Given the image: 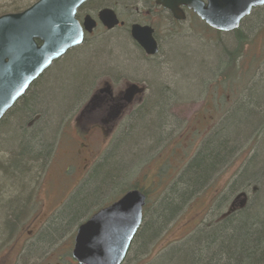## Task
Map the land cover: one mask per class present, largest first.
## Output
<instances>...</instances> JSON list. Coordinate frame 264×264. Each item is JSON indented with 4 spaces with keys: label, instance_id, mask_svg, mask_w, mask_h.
I'll return each mask as SVG.
<instances>
[{
    "label": "rangeland",
    "instance_id": "obj_1",
    "mask_svg": "<svg viewBox=\"0 0 264 264\" xmlns=\"http://www.w3.org/2000/svg\"><path fill=\"white\" fill-rule=\"evenodd\" d=\"M37 1L38 0H0V16L16 13L14 11L22 12L25 8L32 6ZM108 5L117 6L122 18H127L124 11L126 7L133 10L135 8L142 10L144 7L143 0H111L109 2L93 0L90 2L89 8L99 9ZM261 10L262 9L257 10L255 14L248 19V22H244L245 24L241 27L244 29L243 31H245V36L247 38V43L245 45L247 52L245 55L246 61L240 59L238 66L242 68L244 66L248 67L247 61L252 56L257 57V61L249 64L247 71L242 77L237 80L228 81L226 84H223V87H218L219 89L225 88L227 90L235 88L234 94H236V97H234V94L230 96L231 99L228 98L230 101L226 105L220 108L218 107L217 110H215V108L220 100V97L217 95L219 92H215L212 87L210 90L209 86L205 87V84L209 79H216L218 73L225 67V63L223 64L220 61L222 50L219 48L220 46H217L228 40V35L232 33L222 34L221 37H219L221 39L218 41L217 35L214 32L201 29L199 23H195L194 20H191L169 31L160 30L159 40L161 41V51L155 57L151 58L149 61L142 60V62L137 61L135 57V62L133 60L128 62L116 49L120 45L119 41L115 42V39L119 40V35L113 36L115 39H111L112 37H99L98 32L96 34V37H98L97 41L103 45V49L99 51L98 61L96 63L101 65L105 64L104 66L108 65L106 68L104 67L106 70L116 65L126 69L131 67L133 69H138L143 65L144 68L140 67L138 70L139 74H133V76L139 77L137 79L144 81L143 85L146 86L147 91L143 97V102L137 106L138 112L136 114H124L122 118L117 121L114 129L109 131L105 129L106 134L102 131L93 135H87V137L84 135L85 128L81 129L77 125L76 114L74 115L73 112L71 113L72 110L67 112L59 122H55L53 125L55 132L49 145L50 152L48 156L32 165H36L34 167L36 170H34L32 175L34 176V181H31L28 185L29 194L33 190H41L37 188L38 185H41L43 188L41 191L43 196L45 194L44 191L49 193L61 192L65 194L71 190L78 189V192L75 194L76 196L74 195L72 200L68 203L69 205L67 204V208L69 209L72 207L75 209L78 206L77 210H81L80 213L82 214L80 216L83 215L82 219L79 220L80 216H78V214L73 215L72 218L73 224H77L78 222L77 225H79L85 218L93 214L99 208L112 204L121 198L127 191L138 186L147 192L148 197L142 227L145 226L150 219L153 221L152 214L155 210L161 211L164 207V205H162V198L169 195L171 191H169L170 187L177 183L181 175H183L182 179L186 181L193 177L191 172H187V168L201 153V145L203 146L207 141L206 138L209 134V139H211L213 134L219 132L224 125L227 128L236 118L239 122L247 120L246 124H239L235 130L239 134L246 133V135H248V132H252L251 128L255 125V122L257 123L260 121V117L256 115L255 107L257 102L264 100V96L260 92L257 93L258 87H255V85L259 82L257 78L258 62L262 58L261 53L264 49V18H258V15H264V9ZM153 19L154 18H152V20ZM178 29L184 30L182 32H177ZM93 39L91 41H95ZM120 40L124 39L122 38ZM129 41L133 48L130 39ZM89 43L90 40L85 44ZM213 46L217 48L215 51L216 57L215 54H213V66L205 69L201 66V63L205 60L201 56V50H211ZM186 47L189 48L187 49ZM80 48L71 51L51 69L56 70L57 65L63 63L58 68L59 70L57 69L58 71H55L56 83L61 89L59 94L60 97H74L75 87L82 79L81 76L87 63L86 59L79 62L74 60L73 56L69 57L70 55L79 53L80 51L78 50ZM183 48L186 49V52ZM82 52L79 54H82ZM184 52L185 55H187V59L183 58ZM224 58L226 59V57ZM138 63L141 65L139 66ZM183 69L185 71H183ZM189 71L195 76L193 80H191V83L182 78L183 75L192 77V75L188 73ZM99 73V70L96 71L90 81V85L93 83V89L98 86L96 75H99ZM51 74L45 75L46 78L40 86L43 87L51 81L50 79L53 76ZM155 82L158 83L159 88L167 90L170 94L173 93L172 95L174 97H172L173 100H171L173 105L171 104L169 107V116L166 115L167 121L164 120L166 125H164V134L161 140L158 142L146 141L144 143H148L146 148H141L140 152H135V149L132 151V147L137 139L135 137V132H137L138 137L140 135L139 132L146 126V122L150 124L155 122V118L151 117L155 114L148 117L145 116L147 121L144 119H136L137 114H139L141 110L143 111L145 108L147 111V109L150 108L151 99H153V91L155 90ZM37 89H35V92H37ZM237 99H239V102L235 105V100ZM251 102L255 105H250ZM7 116H5L6 120L4 118L0 126L4 123L11 124L15 122L13 113L10 115L7 114ZM40 117V115L35 116L33 120L27 124L26 130L38 126L37 124L41 121ZM80 124L84 126V124ZM148 127H150V125ZM152 128L153 127H150L149 129L152 130ZM8 129L9 132H14V126ZM16 136V134H10L12 139L2 143L4 146L3 148L10 147L11 141L15 139ZM142 136L143 135L140 137ZM263 139L264 132L257 130L247 141L243 142V140H240L239 144L236 142L235 152L232 157L233 162L229 167L221 170L209 189L206 191H201L200 189L193 193L174 216L173 214L176 212V208L170 207L169 217L171 219L160 228L161 230L153 237L145 253L141 254V258L139 259L140 264H201V256H198V254L193 251L191 245L197 242H208L210 238L219 234V229L216 227L212 229H208L207 227L216 224L222 215L228 212V209L238 194L242 192L247 195L248 202L246 206L248 208L251 207V209H255L262 200L260 209L255 210L253 215L258 212L262 214L264 210L263 181L261 180L262 189L260 183H257V185L251 184L249 187L248 185L238 187L236 191H232V183L237 180L236 175L243 167V164L256 154V148H253V146ZM142 141L144 140H141V142ZM82 146H86L88 151H90L89 157L92 152L97 155L93 164L97 163L93 170L104 160L106 155L111 154V151L113 155H115V157H113L114 160L119 161L117 163L112 160H107L104 169L98 170L99 175L90 178L89 180H92L91 183H89V181L88 185L83 188L82 185L86 180H84L85 178L83 180L82 177L80 178L82 175L81 168L87 164L84 160L89 157L87 156V152H84L81 159L78 157ZM120 146H122L123 149L121 152H118L121 148ZM26 147L28 148V146ZM117 153L120 154L117 156ZM10 157L11 154L0 149V163L7 165ZM254 160H261V163L264 164V140L258 145L257 155ZM115 164L121 165V168H116ZM3 168L4 166H0V187L4 190L6 189L5 191L8 192L9 196L14 192L12 189L15 184L12 179L9 180L6 178L3 173ZM256 169H259V167ZM251 170H247L246 173L241 176L238 180L239 186L255 178V173ZM105 175H107L106 178H104ZM114 175L118 176L119 179L115 180L112 177ZM124 175L126 178H124ZM127 175L129 176L128 179ZM39 177L42 180L41 183L40 180L37 181ZM79 180H81V182L77 183L78 185L75 186L76 181ZM103 180L105 181L106 191L103 196L97 197L103 190L101 185ZM125 180H127L126 183H124ZM125 186L130 189L126 188L120 195H116L117 192L123 190ZM196 187H198V185H196ZM259 191L262 193L260 194ZM1 193L2 192H0V197H3L5 194ZM87 199H90L89 202L84 204L83 201L85 202ZM9 200L10 198H8L6 202ZM46 202L48 201L46 200ZM86 205L89 206L86 208ZM32 207V200H27V204L24 205L23 209L13 221L12 231H8L9 229L5 228V216L7 214H3L2 211H0V245L6 240L16 239L22 227L27 228V231L32 230L29 225L35 213ZM247 218L248 217H245L242 222H245ZM77 225L72 226V228H70L72 229L71 231H73ZM64 233H68V231H64ZM239 236H242L240 232L235 233L233 240L235 241ZM187 242L188 244H186ZM181 248H183V251L177 255L176 250ZM1 249L0 247V251ZM129 263L133 264V261Z\"/></svg>",
    "mask_w": 264,
    "mask_h": 264
},
{
    "label": "trees",
    "instance_id": "obj_2",
    "mask_svg": "<svg viewBox=\"0 0 264 264\" xmlns=\"http://www.w3.org/2000/svg\"><path fill=\"white\" fill-rule=\"evenodd\" d=\"M99 1L109 2L111 0ZM14 12L17 13L18 11ZM253 15H251L249 18H251ZM249 18L244 20V22H248ZM258 18H264V15H258ZM194 22L199 23L201 29L205 31L214 32L217 35L218 41L221 39L219 37H221L223 33L212 30L211 28L206 26L202 21ZM244 22L242 23V25L245 24ZM241 27L238 30L232 32V34L228 33V40L217 46H220L219 48L222 50V57L220 58V61L223 64L225 63V67L218 73L216 79H209V81L205 84V87L209 86L210 90L212 87L214 88L215 92H219V94L217 95L218 97H220V100L216 104L217 106L215 110H217L218 107L220 108L226 105L230 101V96H233L235 89L230 88V90H227L225 88L219 89L218 87H223V84H226L230 80L239 79L247 71L249 64H252L257 61V57L252 56L247 61L248 67L244 66V69V67L242 68L241 66H238L240 59L246 61L245 55L247 52V48L245 47L247 43V38L245 36V31H243L244 29H242ZM107 37L111 38V36H106V38ZM122 38L124 40H120ZM111 39L115 38L112 37ZM117 41H119L120 45L116 49L119 51L120 55H122L125 60H127L128 62H131L133 60L135 62L136 57L137 61L142 62L143 59L137 54V51L132 48L127 36H119V40L115 39V42ZM186 48L188 49L189 47ZM102 49L103 45L99 43V41L95 40L90 42L89 44H84L78 50L80 52L83 51L82 54H79V52L77 53L79 55L75 54L69 56H73V59L79 62H82L84 59H86L87 61L86 67L83 70V74L81 76L82 79L80 80L79 84H77V86L75 87L74 97L69 98L68 96H59L61 89L56 83L55 71H58L60 65L63 64L60 63L59 65H57L56 70H50L49 74H47L50 75L52 73L51 75H53L50 79V82H48L42 87L40 85H42L47 75L43 77V79L41 78V81L39 80L33 86H31L26 95L21 100H19V102H17V104L8 112L9 115L13 113V116L15 117V122L11 124L4 123L2 126H0V149L3 151H7L8 154H11L8 164L4 165L0 163V166H4L3 173L5 174L6 178L9 180L12 179L14 181L13 183L15 184L14 188L12 189L14 192L12 193V195L9 196L8 192L5 191L6 189L4 190L0 187V192L5 194L3 197H0V211H2L3 214H7L5 216V228H8L9 230L12 229L13 221L16 219V216H18L19 212L23 209L24 205L27 204L26 200L27 196L29 195L28 185L31 181H34V176L32 175L34 170H36L34 168L36 165H32L37 163L39 160L45 159L46 156H48L50 152L49 145L55 132V128H53L54 123L59 122V120H61L62 117H64L66 113L73 108V105L86 93L90 86V81L92 80L96 71H100L102 69L106 70L105 68L108 65L104 66L105 64L101 65L96 63L98 61V53ZM183 49L186 52V49ZM216 49L217 48L213 46L211 50H201V56L206 60H203V63H201V66H203V68L208 69L210 66H213V54L216 53ZM185 52L183 54V58L187 59V55H185ZM261 55L262 58L258 62L257 71V78L259 79V82L257 85H255V87H258L257 93L260 92L264 96V49ZM224 57H226V59L228 58L227 61ZM138 65L140 66L141 64L138 63ZM118 66L119 65H116L109 69H121L131 71L133 74H139L138 70L140 69V67L144 68L143 65H141L138 69H133L132 67L126 69L122 66ZM183 71L185 70L183 69ZM188 73H190L192 77H186L185 75H183L182 78L188 80V82L191 83V80H193L195 76H193L190 71ZM35 89H37V92H35ZM172 94L173 93H168L167 90L159 88L158 83L155 82V90L153 91V99H151L152 102L150 108H148L147 111L144 108L143 111L141 110L136 116V119H144L145 121H147V119H145V116L148 117L152 114H155L151 116L152 118H155V122L151 124L146 122V126L144 127V129L139 132V138L137 137V132H135V137L137 139L134 143V146L132 147V151L135 149V152H140L141 148H146L148 144H144L146 141L158 142L161 140L164 134V125H166L164 123V120L167 121L166 115L169 114L168 110L171 104L173 105L171 100H173L172 97L174 96ZM234 97H236V94H234ZM238 102L239 99L235 100V105ZM252 104L253 103L251 102L250 105ZM255 110L257 113L256 115L260 117V121L257 123L255 122V125H253L251 128L252 132H248V135H246V133H237V131L235 130L236 127L239 124H246L247 120L244 122H239L236 118L234 119V122H231V124L227 128L224 125V127H222L219 132L213 134V138L211 137V139H209L210 134L208 135V137L206 138L207 141L204 143L205 146L201 145V153L187 168V172H191L193 174V177L187 179L186 181L182 179L183 175H181L177 183L173 184L170 187L169 191H171L169 192V195H166L162 198V205H164V207L161 209V211L155 210L152 214L154 220L152 221L150 219V221L141 228V231L138 236V241L140 242L142 251H146L153 237L157 235L158 232L161 230L160 228H162L171 219L169 217L170 207L176 208V212L173 214L174 216L176 213H178L181 206L193 193L197 192L200 189L201 191H206L207 189H209L215 181V178L221 172V170L231 165V163L233 162V153L235 152V144H237L236 142H238L239 144L240 140H243V142L247 141L253 136V134H255L257 130H261L264 132V100L256 103ZM37 115L41 116V121L37 124L39 127L36 126L26 130L27 124L30 123L33 118ZM2 121L3 119L0 121V124ZM149 125L150 127H153L152 130L149 129ZM11 126H14L15 133L12 131L9 132L8 128H10ZM10 134H16L17 136L11 141L10 147L3 148L4 146L2 145V143L12 139V137H10ZM141 135L143 136L140 137ZM141 140L144 141L141 142ZM262 141H258V144L253 146V148H256V154H254L251 159L247 160V162L243 164V167L236 175L237 180L232 183V191H236L238 187H244L246 185H248L249 187L251 186V184L257 185V183H260V187L262 189L261 180L263 181L264 186V164L261 163V160H254L257 155V147ZM26 146H28V148ZM120 147L121 148L118 152H121L123 149L122 146ZM110 153L111 154L106 155L104 160L101 161L91 172L87 180L82 185V188L88 185L90 178L99 175L98 170L104 169L107 160H112L117 163L119 162L114 160L113 157H115V155H113L112 151ZM119 154L120 153H117V156ZM115 166L118 169L121 168V165L115 164ZM257 167H259V169H256ZM247 170L254 171L255 178L253 180L247 181V183H245L244 185L239 186L238 180L241 178L242 175L246 173ZM106 176L107 175H105L104 178H106ZM112 177L115 180L119 179V177L116 175ZM128 177L129 176L127 175V179ZM124 178H126L125 175ZM91 181L89 183H91ZM126 182L127 180L124 181V183ZM101 185L103 187V190L101 192L99 191L100 193L97 197L101 195L103 196L106 191L104 180L102 181ZM196 185H198V187H196ZM126 188L128 187L125 186V188L117 192L116 195H120V193H122ZM132 189H139L147 195V192L141 189V187L135 186ZM8 198H10V200L6 202ZM89 200L90 199H87L85 200V202L83 201V203L87 204ZM261 201L258 203L255 209H251V207L248 208L247 206H245L244 209H239L225 218L221 217L216 224L207 227L208 229L216 227L217 229H219V234L215 237L210 238L208 242H197L196 244L191 245L193 251L196 252L198 256H201V264H264V210L262 211V214H259L258 212L253 215V212H255V210L260 209V205H262ZM89 205H86V208ZM67 207L63 210V212L58 218L60 219L59 225L57 228H55V231L53 232L54 235L55 232L57 234H62L65 229H68L73 225V215L78 214V216H80L82 214L80 213L81 210H77L78 206L75 209H73L72 207L68 209ZM245 217H248L247 220L245 222H242ZM82 218L83 215L80 216L79 220ZM237 232H240L242 236H239L238 239L234 241L233 237H235V233ZM186 244H188V242ZM182 249L183 248L176 250V254L179 255L181 251H183Z\"/></svg>",
    "mask_w": 264,
    "mask_h": 264
},
{
    "label": "water",
    "instance_id": "obj_3",
    "mask_svg": "<svg viewBox=\"0 0 264 264\" xmlns=\"http://www.w3.org/2000/svg\"><path fill=\"white\" fill-rule=\"evenodd\" d=\"M87 1L38 0L21 13L0 17V121L41 75L81 46L85 33L96 29L97 22L91 16L84 19L83 27L76 17ZM156 4L170 10L176 20L184 19L182 8H188L211 29L231 33L253 9L263 7L264 0H157ZM98 19L108 30L119 25L111 9L100 11ZM132 38L149 56L157 55L152 29L133 26ZM142 93L137 85H128L129 97ZM245 197L243 194L239 199ZM145 205V194L133 189L81 226L74 249L79 264H122L142 226Z\"/></svg>",
    "mask_w": 264,
    "mask_h": 264
},
{
    "label": "flooded vegetation",
    "instance_id": "obj_4",
    "mask_svg": "<svg viewBox=\"0 0 264 264\" xmlns=\"http://www.w3.org/2000/svg\"><path fill=\"white\" fill-rule=\"evenodd\" d=\"M92 1L93 0H89L84 3L78 9L76 17L83 27L84 19L87 16H91L97 22V27L93 33H85L83 44L72 49L71 51L82 47L88 40L92 42L91 40L94 37L95 38L93 40H97L98 37H96V34L99 32V37H113L117 35L120 37L127 36V38L131 40L133 48L137 51V54L143 60L149 61L156 55L149 56L145 50L133 40V26L148 27L152 29L153 37L157 42L158 53H160L161 41L159 40V33L161 29L169 31L174 27L184 25L191 20L201 22L197 15H195L188 8H182V15L184 19L176 20L174 14L170 10L156 4L157 0H143L144 7L142 10H139V8H135L133 10L126 7L124 11L127 15V18H122V15L119 13L117 6L115 5H108L99 9H90L89 4ZM104 9L113 10L119 20V25H117L112 30H108L99 22V13ZM259 9H264V6L255 9L251 15H253L255 11ZM152 18L154 19L152 20ZM183 30L184 29H178L177 32H182ZM71 51H69L65 57ZM57 62H55L37 81L48 74ZM137 78V76H133L131 71L127 70L114 68L100 70L99 75H96L98 86L93 89L92 83L88 88L89 90L86 91V93L73 105V108L71 109V113L73 112L74 115L76 114L77 116V125L81 129L85 128V137H87V135H93L102 131L106 134L105 129L108 131L114 129L117 121L120 120L124 114H136L138 112L137 106L143 102V97L147 90L146 86L143 85L144 81ZM130 84L138 85L141 89H144V93L129 97L127 95V88ZM80 123L84 124V126H82ZM84 152H87V156L89 157L90 151H88L86 146H82V149L79 151L78 155L80 159ZM96 158L97 155L92 152L90 157L84 160L87 164L81 168L82 175L80 178L82 177V180L84 178V180H87L89 177L90 172L97 163L96 162L93 164ZM39 180L41 183L42 180L40 177L37 178V181ZM80 182L81 180L76 181L75 186H77V183ZM37 188L41 190H33L27 196V200H32V208L35 210L34 216L31 218V222L29 223L32 230L27 231V228L22 227L16 239L6 240L2 243V245H0L2 248L0 251V264H79V262L74 257V249L78 230L102 208H99L93 214L85 218V220H83L79 225H77L78 222L77 224H73L72 226L77 225L73 231L70 229L72 228L71 226L70 228L64 230L65 232L68 231V233L63 232L62 234H57L55 232L54 235L53 232L59 225L60 219L58 218L60 214L67 207V204L70 202V200H72L76 192H78V189L71 190L65 194H62L61 192L49 193L44 191L45 194L43 196L41 192L43 190L42 186L38 185ZM237 197L232 202V205H234L235 209L244 202V199H246L244 198L236 200ZM46 200L48 202H46ZM139 233L133 239L122 264H130L129 262L131 261H133V264H140L139 259L141 258V254L145 253V251H142L140 242L138 241Z\"/></svg>",
    "mask_w": 264,
    "mask_h": 264
},
{
    "label": "bare ground",
    "instance_id": "obj_5",
    "mask_svg": "<svg viewBox=\"0 0 264 264\" xmlns=\"http://www.w3.org/2000/svg\"><path fill=\"white\" fill-rule=\"evenodd\" d=\"M42 76V75H41ZM8 231H12V229L11 230H8Z\"/></svg>",
    "mask_w": 264,
    "mask_h": 264
}]
</instances>
